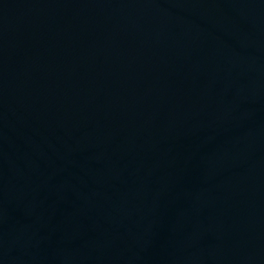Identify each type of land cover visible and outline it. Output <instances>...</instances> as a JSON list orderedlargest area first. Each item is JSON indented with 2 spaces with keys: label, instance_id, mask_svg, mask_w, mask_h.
<instances>
[{
  "label": "water",
  "instance_id": "water-1",
  "mask_svg": "<svg viewBox=\"0 0 264 264\" xmlns=\"http://www.w3.org/2000/svg\"><path fill=\"white\" fill-rule=\"evenodd\" d=\"M0 264H264V0H0Z\"/></svg>",
  "mask_w": 264,
  "mask_h": 264
}]
</instances>
